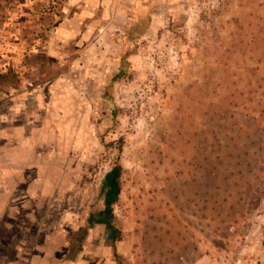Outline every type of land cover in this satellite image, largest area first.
Returning <instances> with one entry per match:
<instances>
[{
	"label": "rangeland",
	"instance_id": "374dc122",
	"mask_svg": "<svg viewBox=\"0 0 264 264\" xmlns=\"http://www.w3.org/2000/svg\"><path fill=\"white\" fill-rule=\"evenodd\" d=\"M156 5L54 114V231L105 221L121 264H264V0Z\"/></svg>",
	"mask_w": 264,
	"mask_h": 264
},
{
	"label": "crops",
	"instance_id": "0c3cea01",
	"mask_svg": "<svg viewBox=\"0 0 264 264\" xmlns=\"http://www.w3.org/2000/svg\"><path fill=\"white\" fill-rule=\"evenodd\" d=\"M168 1L0 0V264H121L105 221L83 220L77 246L74 220L67 233L54 231L56 193L68 189L54 165L67 160L55 149L68 137L55 134L54 114L88 92L71 79L101 82L106 64L123 61L124 25L136 34Z\"/></svg>",
	"mask_w": 264,
	"mask_h": 264
}]
</instances>
